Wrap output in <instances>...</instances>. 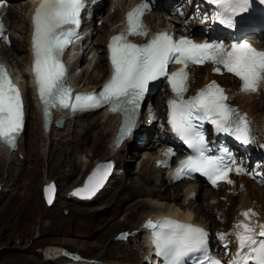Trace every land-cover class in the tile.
<instances>
[{
    "label": "snow or ice",
    "instance_id": "1",
    "mask_svg": "<svg viewBox=\"0 0 264 264\" xmlns=\"http://www.w3.org/2000/svg\"><path fill=\"white\" fill-rule=\"evenodd\" d=\"M85 2L41 0L34 10L32 72L45 117L50 115L51 109L75 113L107 105L110 112H119L123 116L119 142V139L131 134L140 102L149 91L150 83L165 77L173 93V98L168 102L169 123L194 153L179 162L174 178H191L193 173H199L216 186L218 181L231 184L228 176L232 171L244 173L242 167L235 166L227 150H222L225 154L221 156L206 154L210 149L203 124L208 122L217 133H226L247 145L252 142L250 122L227 103L224 89L215 81L185 99L184 94L188 90L187 69L211 63L214 72L221 73L223 69L238 78L241 93L252 94L264 84V51L255 49L247 42H235L226 47L219 41L196 43L188 37L176 40L167 32L157 33L144 45L132 43L129 36H146L148 32L142 18L151 9L148 0H142L126 13L124 30L110 39L108 48L112 74L103 89L97 94L73 95L66 85L67 68L61 58L66 48L79 39L77 29L81 25ZM206 2L215 6V19L226 28H234L235 18L248 11L250 5V0ZM171 64L180 67L169 72ZM23 126L24 106L20 91L0 66V142L15 147ZM164 154L169 157L174 155L171 149ZM110 169L109 164L102 174L94 172L85 188L78 189L73 195H93ZM52 188L49 185L46 193ZM241 215L245 220L234 225L237 230V252L231 264H264V225H260L257 235L247 222L255 213L249 210ZM147 226L154 229L152 243L156 254L164 257L166 264H185L186 258L192 259L194 264H221L207 256L208 234L202 229L175 221H164L159 225L149 222ZM220 239L226 238L221 234ZM196 253L200 255L194 256Z\"/></svg>",
    "mask_w": 264,
    "mask_h": 264
},
{
    "label": "bare ground",
    "instance_id": "2",
    "mask_svg": "<svg viewBox=\"0 0 264 264\" xmlns=\"http://www.w3.org/2000/svg\"><path fill=\"white\" fill-rule=\"evenodd\" d=\"M30 1L31 0H21L16 3L9 2L7 6L4 7L5 9V21L8 26H11V30L9 34H11V45H16L15 48H12L11 52H8V48L6 44H3L2 48L0 49V57L11 67L18 68L17 72L21 73L22 77L27 76V72L25 70L26 63L30 60V52H29V46H30V33L32 25L30 23L29 15H30ZM132 0H115L110 1L106 11V13H102L103 15L101 17H98L93 20L92 25L97 23V32L92 31V34L90 36H85L82 43V51L78 54L76 61L79 62L80 72L75 75V78H73V75L70 76L71 80L77 85V87L82 88H93L95 86H100L104 78L107 76L109 72V64H108V58H107V48H106V42L110 34L116 32L118 28L120 27V20L122 19L124 9L131 3ZM22 3V4H21ZM106 4V3H105ZM202 6L209 5L206 1H201ZM114 6L113 10H110L111 7ZM104 6L102 7V10H104ZM101 10V11H102ZM145 18L147 19L149 25L151 26L152 30L160 29L163 26H166L168 23H170V20L166 19L160 11L154 10L150 11L148 14L145 15ZM23 25V31H20V27ZM173 27L175 29H180L181 27H186L190 31H193L196 29V23H188V24H179L174 22ZM94 28V27H93ZM15 33H23L24 37L14 39ZM181 33H184L181 31ZM96 34V36H94ZM149 34H147L146 37L140 39L145 40L148 37ZM252 43L254 46L258 49L264 50V40L255 38L252 40ZM18 47H23V50L20 52L18 51ZM10 48V47H9ZM28 50L27 57L25 55L22 56V58H16V56L13 54H20L22 51ZM25 50V51H26ZM87 54H90V56H87ZM20 56V55H19ZM22 61V62H20ZM83 66V67H82ZM72 74V73H71ZM196 75V80L193 83L194 85H197L200 87L201 83L208 82L211 77H215L220 81V84L224 87V91L228 94L229 97H233L232 103L238 104L239 107H241L242 110H245L248 112V114L253 119V124L257 128L258 131H260L264 138V93L260 95L262 101L260 99L256 98V94H243L240 91L239 82H237L232 76L229 74H214L210 71L209 65H202L199 67H195L191 74L192 77ZM195 77V76H194ZM26 87V105H27V111H29V114L32 116L31 122L36 123V128L38 130V143L35 144L33 142L30 143V145H34V147H31L26 154L27 158L34 159L36 162H42L44 165L45 163L49 162V159L52 157L51 151L53 146H56V141H59L62 136L67 135L70 136L71 139H67V141H60V145H57V147L61 148V146L65 145L67 142H71L72 149L80 147L82 144H87L86 141H90L89 149L95 150V154L98 152L104 150V154L106 156L110 155L112 157V160L114 161L115 165L113 168V171L111 175L108 177L106 183L104 186L95 194L96 196H99V194H102L104 190H106L107 187L112 185L113 187L122 186L124 182L122 181V168H123V159H126L125 156L122 155V151L127 149V154L130 156L132 151H135L139 146H144L147 150L145 151L144 159H145V168L139 169V171L142 172L141 176L138 178L140 181L143 182V179H147L149 177V174L151 172L155 173V176L153 178V186L146 188L145 190L140 187V192L142 194H147V196L143 199L140 198V200H143V202L149 207V209L140 214L141 220L144 219L146 216H156L161 215L164 213H170L171 215H176L178 217L182 218H192L193 220L205 224L207 227L210 226V224H214V227L216 229L221 228L223 226V223L219 222H213L214 220L211 217L210 209L213 206H217L221 203L215 202L212 203L211 201H208V197L206 199L205 205H198L195 204L197 193L200 192L202 188V183L197 180H189L184 179L183 182H177L169 179L168 174L163 171L161 168H157L154 165V159L158 156V150L159 148L164 145L165 143H168L167 139V132L164 127H161V123L158 122V119L155 121H151V124H147L142 122V124L139 127V131L142 129L143 138L144 141H140V145H136L135 139L132 138L131 140H128L124 143H122L121 147L117 148L113 144L112 141V135L113 131L116 127L118 116L116 113H108L104 109H99L96 111V116H90V114H94L92 112H86V113H79L75 114L74 116L66 115L65 113H61L59 110L56 112V116H63L65 119L59 124V126H56L55 122L53 121L51 126L49 127V130H45L42 126L41 121V115L37 107L34 105L32 98L30 96V91L27 86ZM146 96L144 98V101H146ZM259 100V101H258ZM155 114L159 115L161 112V105H154ZM33 110V113L30 111ZM144 110V109H143ZM141 109V112L143 111ZM141 119L145 118V111L142 113ZM28 116V115H27ZM34 116V117H33ZM95 119H94V118ZM93 118L91 121H86L88 119ZM26 121L24 124V129L22 131V134L20 135L18 141H17V147L16 149L9 150L6 146H3L0 143V172L5 171L7 169V173L9 174L10 180H12V183H16L19 181V177L23 175V170L20 169L22 167V160L20 155H17L21 150L23 149L22 146V136L24 135V131L26 128ZM85 124L81 125V122H85ZM147 124V125H146ZM79 126H81L80 130ZM96 127V133L90 134L91 131H94L92 129L93 127ZM60 130H66V131H60ZM58 132H61V135L55 137L54 134H57ZM106 133L109 134L110 137L107 139H102V135ZM59 134V133H58ZM81 135V136H79ZM92 139H90V136ZM150 137H152L150 139ZM88 145V144H87ZM35 147L37 149H35ZM70 147V148H71ZM54 150V149H53ZM23 153V152H22ZM16 154V156H15ZM94 154V155H95ZM25 156V157H26ZM129 156L127 159H129ZM9 159V160H7ZM57 161H63L61 157H56ZM88 153L86 155L81 153L76 159L70 160L68 164L70 163L71 167L77 166V164L80 162L82 164H85L88 160ZM54 160V159H53ZM92 160V159H91ZM4 161V162H3ZM6 161H8L6 165ZM33 161V160H32ZM4 164H3V163ZM19 164V168L16 167V172L13 173V170L11 169V165ZM94 163V162H93ZM92 164V163H91ZM6 165L7 167H4ZM32 165L35 166V162L32 163ZM89 166V165H88ZM13 168V167H12ZM82 168V167H81ZM84 168V167H83ZM88 170V169H86ZM68 173V172H67ZM83 176V175H82ZM125 177V176H124ZM8 178V177H7ZM45 178V177H44ZM50 177H46L44 179V182H46ZM155 181H158L160 187L165 190H168V188L175 187L177 189H180V185H183L182 191L178 190V193L176 194H160V191L157 188H155ZM80 182V181H79ZM177 182V183H176ZM2 183V181H1ZM181 183V184H180ZM180 184V185H176ZM8 184L5 183V185L2 183L3 189L0 190V192L6 191V187ZM16 186V185H15ZM118 187V188H119ZM241 188V192L237 195H233V192H228L226 189H232V191H235L237 188ZM256 183H254L252 180L244 177L239 176L237 177V180L234 185L229 186L222 189V195L226 197V200H229L231 202V206H235L234 212L231 214V220L236 219L239 214V209H246V207L252 206L255 208V210L260 214L262 218L257 217L259 220L258 223L251 222L250 226L254 228L255 233L257 234V230L260 228V225H264V191H262V188H259ZM57 191V190H56ZM172 192V191H171ZM193 192H196L195 196H192L191 194ZM206 192V193H205ZM212 193L211 197H218V195H214L212 189L210 191H207L206 188H204V193L209 194ZM262 193V194H261ZM3 194V193H2ZM94 195V196H95ZM93 196V197H94ZM67 198H73L76 200V198L66 195ZM92 197V198H93ZM210 198V197H209ZM20 199V196H19ZM55 199V198H54ZM217 199V198H216ZM238 199V203L236 200ZM254 199V200H253ZM54 201V200H53ZM195 205L197 206L195 208ZM222 206V205H221ZM61 207V206H60ZM206 208V210H205ZM24 209V208H23ZM59 209V208H58ZM220 209V210H219ZM223 208H217L214 211V214L217 216H225V212L222 210ZM231 210V209H230ZM49 211V210H48ZM23 212V211H22ZM52 212V211H51ZM130 213V212H128ZM44 214V213H43ZM52 214V213H51ZM121 222H125L127 219L126 215H122L121 218H119ZM136 225L134 227V238L140 235V226ZM226 229V228H225ZM233 238L235 242V248L233 251V257L237 252V239L235 236V233H233ZM128 238L126 239V241ZM119 241V240H116ZM119 242H123V240H120ZM60 245L52 246L53 254L51 257H46L44 255L43 263L47 262L48 264H57L56 259L61 256V250L63 252V248L59 247ZM143 249L145 254H148V246L144 244V246L140 243L136 247V252L139 253ZM110 253L108 258L106 259L108 263H118V264H141L142 263V256L137 260H131L130 258H133L128 252L122 251V253H114V251L108 252ZM132 253V252H131ZM44 254V251H43ZM133 254V253H132ZM145 254L143 256H145ZM134 255V254H133ZM59 260V259H57Z\"/></svg>",
    "mask_w": 264,
    "mask_h": 264
},
{
    "label": "rangeland",
    "instance_id": "3",
    "mask_svg": "<svg viewBox=\"0 0 264 264\" xmlns=\"http://www.w3.org/2000/svg\"><path fill=\"white\" fill-rule=\"evenodd\" d=\"M19 1L21 0H12L11 2L16 3ZM107 6L106 2V4H104V13L108 11ZM96 27L97 23L94 24V32H97ZM8 28L10 32L11 26H8ZM20 31H23V25H21ZM23 35V33H15L13 37L14 39H18L24 37ZM94 36H96V34ZM6 46L8 47L6 48L8 52H11L12 50L10 49L15 48L16 45H11L10 43ZM21 50H23V47H18V51L20 52ZM25 50L20 54H13L20 60L23 55L27 57L28 50ZM87 56H90V54H87ZM80 67L78 68V72L82 69H80ZM14 70L17 71L18 68H14ZM194 76L192 80L195 81L196 75ZM73 78H75V74ZM149 98L154 105H161L163 109L164 92L161 85ZM256 98L260 99V101L263 100L260 94H257ZM163 111L164 110L161 111V114H163ZM30 112L33 113V110ZM27 113L26 128L22 136L23 149L17 154L20 155L19 158H24V160L21 161L22 167L17 163L11 165L13 173L16 172V167L17 169L20 167V169L24 171L23 175L19 177V181L16 184L12 183V180H10V176L6 171L7 169L4 168L5 171L0 172V190L3 189L2 183L4 185L5 183L8 184L5 186L6 191L0 192V264H42L44 259L43 249L49 244L51 246L60 245L59 247L63 248V252L61 250V256L57 258L59 260L56 259L57 264L71 259L70 253L75 254V257L80 259L97 258L106 260L109 259L108 256L110 253L108 252L112 253L113 251L115 254L126 251L134 257V259L130 258L131 260L137 261L140 255L135 249L142 243L140 239L130 236L127 241L119 242L116 241L115 234L124 229H132L131 231L133 232L135 230L134 227H136L141 220L140 214L149 209L143 200H140V198L143 199L147 196V194H142L140 192V187L144 190L150 186L152 187L155 173L151 172L146 180L143 179V182H139L140 180L138 179L142 174L139 169L145 168L146 163L144 162V155L147 149L144 146H139L135 151H132L130 156L127 154V149L122 151V155L126 158L122 161L123 168L121 172L123 173L121 174L122 181L124 182L122 186L113 187L110 185L102 194L96 196L97 193L91 199L81 200L76 198V200H74L73 198H67V190L80 183L96 161L106 157L104 150L95 154L94 149H89L90 141H86L88 145L84 143L80 147L74 149L71 147V142H67L59 148L57 145H60V141L66 142L67 139H71L70 136L64 135L59 141H56V146H53L51 151L52 157L49 159L48 163L44 165L42 162L37 163L36 160L32 158L28 159L26 154L32 149L31 147H34V145L38 143V130L36 128L37 124L31 122L32 116L29 114V111H27ZM92 113L94 114H90L89 117L97 115L96 111ZM93 118L86 121L89 122ZM86 121L81 122V125L85 124ZM80 128L81 126H79L78 131ZM92 129H94V131H91L90 134L95 135L96 127L94 126ZM142 129L143 128H141L140 133L143 132ZM61 132H58L59 134H54L55 137H57V135L60 136ZM108 137H110L109 134L104 133L102 135V139H107ZM151 138L152 137H150V139ZM90 139H92L91 136ZM142 140L144 141L145 139ZM140 141L141 140L136 139V145H140ZM31 142L35 144L30 145ZM35 149L37 148L35 147ZM81 153H86V155L88 153L89 159L87 162L85 164L79 162L77 166L71 167L68 162L72 160V158L77 160V157ZM128 156L129 159H127ZM56 157H61L63 161H57ZM7 162L8 161H6V165L8 164ZM34 162L35 166L32 165ZM6 165H4V167H7ZM47 175L50 177L49 179H53L56 182L57 186L55 199L49 205L45 203L42 195V184ZM178 182H183V180ZM158 187H160V185L158 181H155V188L162 190L160 191L162 195L176 194L178 190L182 191L183 189V185H180V189L172 187L168 188V190ZM204 188H206L207 191L212 189L213 194L218 195V197H211V192L205 195L206 192L204 193ZM261 188L262 191H264L263 187ZM222 189L223 187L213 189L202 185L200 192L196 194L195 204L205 205L207 197L208 201L212 203L221 201L219 205L209 208L211 211L210 214L214 220L213 222L223 223V227H227L230 224L232 218L231 214L234 212L235 206H231V202L226 200V197L222 195ZM226 191L233 192V195L237 197L239 192H241V188L238 187L235 191L231 189ZM236 202L238 203V199ZM197 206L195 205V208ZM218 207L223 208L222 210L227 217H219L214 214V211ZM122 215L127 216L125 222H121L119 219ZM209 228L213 230L216 229L214 224H210ZM117 255L118 254H116V256ZM44 264L48 263L45 262Z\"/></svg>",
    "mask_w": 264,
    "mask_h": 264
},
{
    "label": "water",
    "instance_id": "4",
    "mask_svg": "<svg viewBox=\"0 0 264 264\" xmlns=\"http://www.w3.org/2000/svg\"><path fill=\"white\" fill-rule=\"evenodd\" d=\"M111 165V169L110 171H108V174H107V177L106 179H104L103 181V184L95 191V193L93 195H91L90 197L88 196H79V195H73L74 192H76L78 189H84L85 188V185L86 183L89 182V177L93 176V173L94 172H97L98 175L99 174H102L104 169L107 167V165ZM114 167V161L112 160V157L110 155L104 157L103 159H100L98 160L97 162H95L91 168L88 170V172L85 174L84 178L82 179V181L72 187H70L68 190H67V195H70L72 197H77L79 199H91L103 186L104 184L106 183L108 177L110 176L111 172H112V169ZM99 170V172H98ZM53 186L52 190L49 191L48 193H46L45 189L49 186ZM56 183L53 179H48L46 182H44L42 184V195H43V198L45 200V202L47 204H50L49 203V197L51 198V202L53 201L54 197H55V194H56ZM44 255L46 257H51L52 254H53V251H52V246L49 244V245H46L44 247Z\"/></svg>",
    "mask_w": 264,
    "mask_h": 264
}]
</instances>
